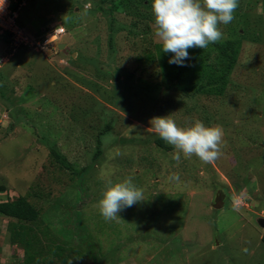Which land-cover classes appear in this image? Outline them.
<instances>
[{"label":"rangeland","instance_id":"374dc122","mask_svg":"<svg viewBox=\"0 0 264 264\" xmlns=\"http://www.w3.org/2000/svg\"><path fill=\"white\" fill-rule=\"evenodd\" d=\"M26 1L33 40L66 29L0 38V201L39 211L37 258L264 264V0ZM19 225L0 215V264L25 262Z\"/></svg>","mask_w":264,"mask_h":264},{"label":"trees","instance_id":"16d2710c","mask_svg":"<svg viewBox=\"0 0 264 264\" xmlns=\"http://www.w3.org/2000/svg\"><path fill=\"white\" fill-rule=\"evenodd\" d=\"M106 1V0H102ZM18 7V3L15 4L14 8L17 9ZM19 21V20H18ZM20 24V23H19ZM54 29H52L51 27L49 28L48 26L44 29V34L41 35L40 38H36L35 40H41V41H45L47 34L51 31H53ZM66 31V29H65ZM134 33V32H133ZM238 35H241L240 32H237ZM53 47V45H52ZM230 49H232L233 51V55L235 52V49L233 48V45L229 46ZM149 58H153V55H149ZM181 59H182V64L184 68L188 67V63H187V57L184 51H181ZM234 56H231L230 62L227 64L226 66V71L228 72L231 67L233 66L234 63ZM178 65L176 62H173L172 66H174L175 70H176V74L174 75V77L176 79H180L181 78V74L183 73L182 69L180 68V66H176ZM195 73L197 76L202 77L205 76L207 74V76H209L210 78L213 77V73H207L206 72V66L203 65L202 62H199V64H197L196 68H195ZM227 77V74H221L219 76V78L222 80V82H225ZM196 85V84H195ZM191 86L190 89L193 90L194 86ZM204 89V86H201V90ZM0 91H2V89L0 88ZM4 92L2 93V97L5 98L4 96ZM163 136L160 138H157L156 142L161 146V147H167L166 143L163 140ZM54 156L56 158V160L66 169L72 171L73 173L76 174H80L83 170H78L75 169L74 166L72 164H70L67 160L66 157L63 156V154H61L59 151L54 150ZM0 215H4L10 218H15L16 220H18V222H20L19 227L17 228V230L13 233V238L12 240L14 242L19 243L20 245H22L25 249L26 252V259L24 264H68L69 263V255L65 254L66 252V247L63 245H56L53 248L50 249V253L54 254L55 256H58L60 259V262L57 263L53 258H47L44 257V259L39 260L38 254H42L41 252H37L36 248H34L33 246V242H36V237L35 235L32 233V229L27 226V223H33L36 222L40 219V214L39 211L37 210V208L24 196H20L16 199H9L6 201H0ZM26 223V224H25ZM34 250V251H33Z\"/></svg>","mask_w":264,"mask_h":264},{"label":"built area","instance_id":"2783aa9c","mask_svg":"<svg viewBox=\"0 0 264 264\" xmlns=\"http://www.w3.org/2000/svg\"><path fill=\"white\" fill-rule=\"evenodd\" d=\"M26 0H0V38L4 37L15 45H25L37 50L45 51L58 41L64 27L54 29L47 34L46 40H33L19 24V9L26 5ZM18 3L17 9L14 8Z\"/></svg>","mask_w":264,"mask_h":264},{"label":"water","instance_id":"95a60500","mask_svg":"<svg viewBox=\"0 0 264 264\" xmlns=\"http://www.w3.org/2000/svg\"><path fill=\"white\" fill-rule=\"evenodd\" d=\"M64 45H61V48L63 47ZM221 198H222V196H221ZM222 203V202H221Z\"/></svg>","mask_w":264,"mask_h":264},{"label":"clouds","instance_id":"9594fccd","mask_svg":"<svg viewBox=\"0 0 264 264\" xmlns=\"http://www.w3.org/2000/svg\"><path fill=\"white\" fill-rule=\"evenodd\" d=\"M26 6V5H25ZM24 7V6H23ZM19 16H20V14H19Z\"/></svg>","mask_w":264,"mask_h":264}]
</instances>
